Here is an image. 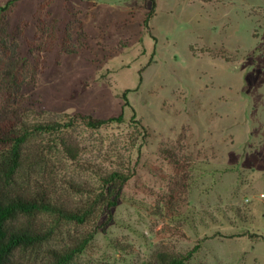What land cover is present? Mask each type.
I'll list each match as a JSON object with an SVG mask.
<instances>
[{
  "label": "rangeland",
  "instance_id": "1",
  "mask_svg": "<svg viewBox=\"0 0 264 264\" xmlns=\"http://www.w3.org/2000/svg\"><path fill=\"white\" fill-rule=\"evenodd\" d=\"M0 110L125 116L76 131L85 158L131 159L118 203L38 257L92 230L69 264H145L197 245L184 264H264V0H16L0 17ZM68 165L53 189L74 203L67 180L90 190L98 178Z\"/></svg>",
  "mask_w": 264,
  "mask_h": 264
},
{
  "label": "trees",
  "instance_id": "2",
  "mask_svg": "<svg viewBox=\"0 0 264 264\" xmlns=\"http://www.w3.org/2000/svg\"><path fill=\"white\" fill-rule=\"evenodd\" d=\"M15 2L8 0L0 5V17ZM153 11L148 13L146 22ZM124 117L123 112L108 118L83 112L37 117L23 111L0 110V264H69L87 248L94 237L92 230L76 234L71 244L48 248L45 258L37 256L41 246L57 231L69 230L71 225H90L104 209L118 203L125 184L134 174L131 159L127 158L129 164L125 162L124 169H108L98 159L85 158L84 151L92 144H82L76 131L109 127L123 122ZM109 150L117 157L123 155L117 144ZM108 152L104 153V160L108 159ZM69 160L76 163L78 170L98 178L97 186L90 190L83 187L84 182L72 177L67 180L75 192L83 195L74 203L59 198L53 189L55 177L69 166ZM32 181L37 182L35 188L22 184ZM198 247L185 254L160 251L145 264H184ZM28 250H34L29 251L33 259L23 256Z\"/></svg>",
  "mask_w": 264,
  "mask_h": 264
}]
</instances>
